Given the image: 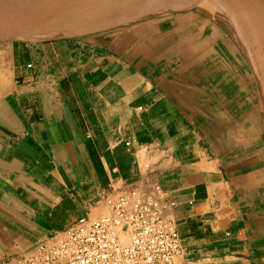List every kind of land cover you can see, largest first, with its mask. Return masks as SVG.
<instances>
[{
	"label": "crops",
	"instance_id": "0c3cea01",
	"mask_svg": "<svg viewBox=\"0 0 264 264\" xmlns=\"http://www.w3.org/2000/svg\"><path fill=\"white\" fill-rule=\"evenodd\" d=\"M225 21L192 8L0 43V264L144 182L168 197L177 264H264V101Z\"/></svg>",
	"mask_w": 264,
	"mask_h": 264
},
{
	"label": "built area",
	"instance_id": "2783aa9c",
	"mask_svg": "<svg viewBox=\"0 0 264 264\" xmlns=\"http://www.w3.org/2000/svg\"><path fill=\"white\" fill-rule=\"evenodd\" d=\"M104 201L106 215L40 241L18 264H177L183 245L158 184L112 188Z\"/></svg>",
	"mask_w": 264,
	"mask_h": 264
},
{
	"label": "water",
	"instance_id": "95a60500",
	"mask_svg": "<svg viewBox=\"0 0 264 264\" xmlns=\"http://www.w3.org/2000/svg\"><path fill=\"white\" fill-rule=\"evenodd\" d=\"M151 5L168 6L159 14L192 8L217 11L226 20L225 23L233 27L247 49L264 101V55L260 50L261 44H264V0H0V12H16L14 19L0 24V43L69 39L101 32L115 27L68 38L41 36L48 28L75 20L77 18L71 17L79 14L106 8ZM128 24L131 23L119 26Z\"/></svg>",
	"mask_w": 264,
	"mask_h": 264
},
{
	"label": "bare ground",
	"instance_id": "6f19581e",
	"mask_svg": "<svg viewBox=\"0 0 264 264\" xmlns=\"http://www.w3.org/2000/svg\"><path fill=\"white\" fill-rule=\"evenodd\" d=\"M165 5L137 6V7H114L79 14L71 18L72 21L57 24L42 33L44 38H68L87 32H95L122 24L136 22L153 17L167 9ZM16 16V12L4 10L0 12V24L8 23ZM260 50L264 55V44Z\"/></svg>",
	"mask_w": 264,
	"mask_h": 264
},
{
	"label": "rangeland",
	"instance_id": "374dc122",
	"mask_svg": "<svg viewBox=\"0 0 264 264\" xmlns=\"http://www.w3.org/2000/svg\"><path fill=\"white\" fill-rule=\"evenodd\" d=\"M106 215V214H105ZM104 215H102V216H99L98 218H94V220H97V219H100L101 217H103Z\"/></svg>",
	"mask_w": 264,
	"mask_h": 264
}]
</instances>
